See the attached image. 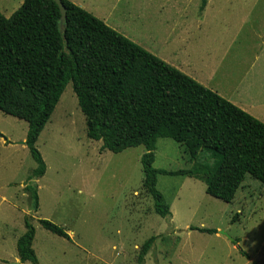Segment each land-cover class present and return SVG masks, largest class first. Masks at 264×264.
<instances>
[{
	"label": "rangeland",
	"instance_id": "rangeland-1",
	"mask_svg": "<svg viewBox=\"0 0 264 264\" xmlns=\"http://www.w3.org/2000/svg\"><path fill=\"white\" fill-rule=\"evenodd\" d=\"M72 1L79 7L86 4L116 32L163 55L168 54L164 42L170 36L164 31H186L189 25L187 44L200 55L178 61L198 65L202 55L214 58L226 51L225 63L239 61L247 77L259 71L253 59L257 37L264 33V0H206L202 12L201 0ZM22 2L0 0V13L9 18ZM239 26L241 34L231 46L227 31ZM169 49L176 50L175 43ZM27 129L26 122L0 113V264L19 261L16 242L25 233L26 216L35 230L32 248L39 264H139L140 248L150 237L158 239L143 264H264V186L251 177H245L231 203H224L206 195L203 181L160 175L156 187L171 213L161 219L142 189L144 147L112 154L101 151L100 142L88 140L69 83L35 145L46 170L30 182L38 195L34 212L24 193L36 168L21 145ZM204 163L211 166L212 160L203 154L192 160L183 145L157 141L154 169L174 172ZM40 220L63 229L69 240L44 230Z\"/></svg>",
	"mask_w": 264,
	"mask_h": 264
},
{
	"label": "trees",
	"instance_id": "trees-1",
	"mask_svg": "<svg viewBox=\"0 0 264 264\" xmlns=\"http://www.w3.org/2000/svg\"><path fill=\"white\" fill-rule=\"evenodd\" d=\"M61 2L66 10L64 34L52 1L24 0L9 18L0 13V113L27 123L24 145L36 168L24 193L34 212L38 195L30 182L42 178L46 170L35 145L69 83L85 118L88 140L100 142L101 151L112 154L144 147L142 189L161 219L171 213L156 187L160 175L203 181L206 195L224 203L234 200L246 176L264 186V124L83 9L68 0ZM205 5L206 0H201L200 12ZM159 139L183 145L192 160L203 154L212 165L197 164L174 172L154 169ZM23 223L25 233L16 242L17 257L21 264H39L32 248L31 219L26 216ZM38 223L69 240L55 224ZM157 239L150 237L142 244L139 264Z\"/></svg>",
	"mask_w": 264,
	"mask_h": 264
},
{
	"label": "crops",
	"instance_id": "crops-1",
	"mask_svg": "<svg viewBox=\"0 0 264 264\" xmlns=\"http://www.w3.org/2000/svg\"><path fill=\"white\" fill-rule=\"evenodd\" d=\"M18 1H20L21 3L24 0ZM68 1L74 4V1ZM79 8L83 9L89 14L92 13L87 9L86 4H83V6H80ZM91 15H94V17L96 16L95 18L102 21L110 29L113 28L109 25L106 19L101 18L94 13H92ZM198 16L199 17H197V22L199 23L201 16ZM241 31L242 29L240 28V26L233 31L228 29L227 32H230L231 37V46H233V43L234 45L237 43ZM165 32L166 30L163 34L170 35L166 37L163 35L165 37L164 45L166 46L168 52L167 55H163L162 51L159 50H149L142 45L135 43V41H131L120 33H117L130 42L134 43L135 45L139 46L143 50L147 51L151 55L155 56L162 62L166 63L170 67L176 69L183 75L189 77L202 87L215 93L247 115L264 124V33H261L257 37L258 45L256 48V55L253 59V62L255 61L259 71L251 77H247L246 75H244L241 67L242 63H240L239 61L234 60L230 61L229 63H225L224 59L225 57H228V53L226 51L220 52L218 54H213L214 58H210L209 55L204 54L198 61V65H192L189 61L185 60L178 61L179 58L188 57L189 55L194 53L197 56L200 55L198 49L194 50L193 46H189L187 44V42L189 41V37L188 39L186 37L190 35V26H187L186 31L183 29L179 31L174 28V30L167 31L166 33ZM224 33H226V31ZM173 43H175L177 48L174 51L169 49V46H173ZM239 47L240 43L235 49L238 51ZM248 66L249 64L246 66V68ZM252 68L254 67L250 66V69Z\"/></svg>",
	"mask_w": 264,
	"mask_h": 264
},
{
	"label": "water",
	"instance_id": "water-1",
	"mask_svg": "<svg viewBox=\"0 0 264 264\" xmlns=\"http://www.w3.org/2000/svg\"><path fill=\"white\" fill-rule=\"evenodd\" d=\"M46 1H52L58 7L59 14H60L58 26H59L60 32L62 34H64L65 27H66V24H65V22H66V10H65V7L63 6L61 0H46ZM23 144H24V142L21 143V145H23ZM219 233L221 235H225L224 232H219ZM16 264H20V262L18 261Z\"/></svg>",
	"mask_w": 264,
	"mask_h": 264
}]
</instances>
